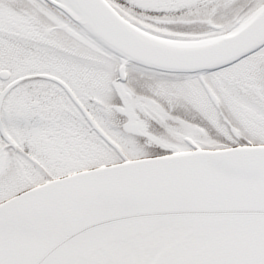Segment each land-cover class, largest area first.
I'll use <instances>...</instances> for the list:
<instances>
[{"label": "snow or ice", "instance_id": "1", "mask_svg": "<svg viewBox=\"0 0 264 264\" xmlns=\"http://www.w3.org/2000/svg\"><path fill=\"white\" fill-rule=\"evenodd\" d=\"M0 264H264V0H0Z\"/></svg>", "mask_w": 264, "mask_h": 264}]
</instances>
